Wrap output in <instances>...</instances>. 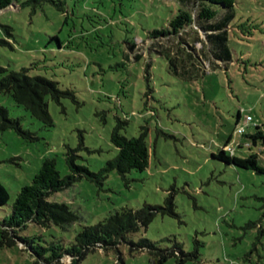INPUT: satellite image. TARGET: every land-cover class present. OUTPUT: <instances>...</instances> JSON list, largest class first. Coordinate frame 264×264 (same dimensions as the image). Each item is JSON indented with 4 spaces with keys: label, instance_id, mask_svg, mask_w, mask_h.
Wrapping results in <instances>:
<instances>
[{
    "label": "rangeland",
    "instance_id": "1",
    "mask_svg": "<svg viewBox=\"0 0 264 264\" xmlns=\"http://www.w3.org/2000/svg\"><path fill=\"white\" fill-rule=\"evenodd\" d=\"M177 13L172 0H20L0 11V39L10 42L0 46V66L50 78L65 93L60 102L48 100L53 126L0 95V106L28 133L0 128V182L11 196L0 222L44 160H56L63 178L71 173L70 151L78 165L105 168L119 154L111 136L122 121L127 138L146 134L149 167L126 180L112 171L102 186L82 179L51 195L49 201L68 205L80 220L67 228L31 224L22 236L35 245L70 247L84 226L122 208L151 205L161 209L130 241L148 239L184 253L164 264H264V174L213 157L231 139L237 157L256 154L264 168V140L255 145L249 138L257 126L264 133V0H236L229 62L209 61L205 69L198 59L194 68L150 52L137 61L129 43L137 37L142 45ZM35 259L30 249L2 245L0 237V264ZM80 264H152V255L122 244L92 251Z\"/></svg>",
    "mask_w": 264,
    "mask_h": 264
},
{
    "label": "trees",
    "instance_id": "2",
    "mask_svg": "<svg viewBox=\"0 0 264 264\" xmlns=\"http://www.w3.org/2000/svg\"><path fill=\"white\" fill-rule=\"evenodd\" d=\"M20 0H0V11L11 8ZM178 6V13L173 17L166 29L154 30L142 40V45L136 38L129 43V51L137 61L145 58L148 52L165 56L171 65L182 62L184 66L195 68L198 59L207 68V62H229L232 60L228 46L229 31L234 19L236 0H172ZM27 4V3H26ZM215 7L225 10L220 14ZM13 36L11 28L2 27ZM9 46L10 42L0 39V46ZM200 45V46H199ZM209 45V46H208ZM144 53V54H143ZM127 56H130L127 54ZM10 95L19 106L25 107L34 117L47 126H53V118L49 110V98L60 102L65 93L59 83L43 76H31L28 69L12 71L0 66V95ZM240 119V115H239ZM124 123L119 121L112 132L111 140L119 150V154L110 160L99 172H93L88 167L78 165L76 155L70 151L67 164L70 175L63 178L57 168L56 160L46 159L40 172L32 184L22 188L13 205L9 217L0 222L1 244L14 246L20 244L23 249H30L36 257L34 264H80L92 251L97 249L109 251L118 249L122 244H129L132 250H148L152 255V264H164L170 258H183L180 249L165 251L156 243L142 239L138 243L130 241V236L148 228L161 209L158 206L145 205L140 209L122 208L92 226H84L77 234L70 247L52 242L48 246L35 245V238L24 237L22 232L31 224L49 228L57 225L67 228L80 220L78 213L68 205L49 201V197L63 191L82 179L94 182L100 186L108 178L109 173L117 171L123 179L133 171H145L149 167L150 152L146 142V134L137 138H127L121 132ZM0 128L2 131L15 130L27 137L20 119H13L6 107L0 106ZM249 135L256 145L264 140L260 131ZM227 145L213 157L228 165L252 170L264 174V168L258 163V156L252 154L247 158L235 155ZM8 189L0 182V208L10 201ZM173 207V203H170ZM182 264V261H180Z\"/></svg>",
    "mask_w": 264,
    "mask_h": 264
},
{
    "label": "built area",
    "instance_id": "3",
    "mask_svg": "<svg viewBox=\"0 0 264 264\" xmlns=\"http://www.w3.org/2000/svg\"><path fill=\"white\" fill-rule=\"evenodd\" d=\"M252 121H253L252 117L248 116L247 119H246V122L250 123ZM246 131H247L246 130V126L245 127H238L237 134L243 135V134L246 133Z\"/></svg>",
    "mask_w": 264,
    "mask_h": 264
}]
</instances>
